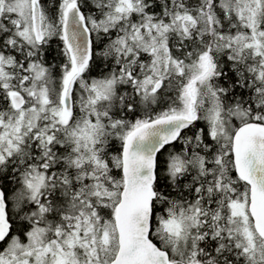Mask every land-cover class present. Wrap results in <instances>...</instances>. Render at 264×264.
<instances>
[{
    "label": "snow or ice",
    "instance_id": "6c2138e0",
    "mask_svg": "<svg viewBox=\"0 0 264 264\" xmlns=\"http://www.w3.org/2000/svg\"><path fill=\"white\" fill-rule=\"evenodd\" d=\"M0 264H264V0H0Z\"/></svg>",
    "mask_w": 264,
    "mask_h": 264
},
{
    "label": "trees",
    "instance_id": "16d2710c",
    "mask_svg": "<svg viewBox=\"0 0 264 264\" xmlns=\"http://www.w3.org/2000/svg\"><path fill=\"white\" fill-rule=\"evenodd\" d=\"M93 75H95V73H92Z\"/></svg>",
    "mask_w": 264,
    "mask_h": 264
}]
</instances>
